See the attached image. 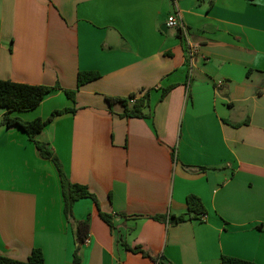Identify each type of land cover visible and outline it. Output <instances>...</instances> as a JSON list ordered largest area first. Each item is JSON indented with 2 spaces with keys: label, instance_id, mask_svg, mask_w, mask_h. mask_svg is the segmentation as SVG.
<instances>
[{
  "label": "crops",
  "instance_id": "0c3cea01",
  "mask_svg": "<svg viewBox=\"0 0 264 264\" xmlns=\"http://www.w3.org/2000/svg\"><path fill=\"white\" fill-rule=\"evenodd\" d=\"M173 15L192 57L181 28L167 26ZM79 72L101 76L77 89ZM0 80L60 86L12 118L76 109L35 139L113 217L112 229L91 199L75 203V219H90L81 264H156L126 246L165 264H264V0H0ZM65 90H77L75 102ZM148 91L144 118L106 100L132 107ZM6 115L0 254L26 261L41 249L45 264H74L56 167L21 128L2 125ZM189 195L204 221L154 219L188 213Z\"/></svg>",
  "mask_w": 264,
  "mask_h": 264
},
{
  "label": "trees",
  "instance_id": "16d2710c",
  "mask_svg": "<svg viewBox=\"0 0 264 264\" xmlns=\"http://www.w3.org/2000/svg\"><path fill=\"white\" fill-rule=\"evenodd\" d=\"M100 76L101 75L98 72H79L77 76V89L87 83L98 80ZM54 89H60V86H33L9 80H0V110L7 111V115L2 125H14L21 128L28 135L29 139L35 144L39 155L45 160L52 161L55 165L60 178L64 202V215L68 222L72 225L74 235L77 240V247L74 252V264H81L80 246L84 244L87 239H89L90 219H75L73 213V207L75 203L82 199H91L97 208L100 218L112 229L114 228L113 217L110 214L101 211L98 198L90 192L87 186L73 183L69 179L59 157L55 154L50 145L39 142L35 139V137L40 134L55 117L65 113H75L76 109L65 108L62 110H55L47 119L38 118L33 121H23L20 118H12L9 115L13 112L31 111L36 109ZM64 92L72 102H75L77 90H65ZM168 92V89L163 90L160 100H162ZM106 100L110 106H113L116 103L123 104L125 111L122 117L124 118H144L146 117L144 111L150 105V94L148 91L142 97L137 98L132 107L129 106L128 100L126 98L107 97ZM199 170L204 171L206 168H200ZM187 204L189 211L186 214L179 216L170 215L168 217H154V219L158 221L168 220L170 224L178 225L189 220H200L201 215H206V210L198 196L189 195L187 197ZM257 229L263 230L264 227L263 225H259L257 226ZM126 248L134 253H140L144 257L151 258L156 264H165L162 262V256L153 257L149 252L143 250L140 247L130 248L129 246H126ZM0 264H45V258L41 249H33L26 261L15 260L0 254ZM221 264L256 263L231 256H223Z\"/></svg>",
  "mask_w": 264,
  "mask_h": 264
},
{
  "label": "built area",
  "instance_id": "2783aa9c",
  "mask_svg": "<svg viewBox=\"0 0 264 264\" xmlns=\"http://www.w3.org/2000/svg\"><path fill=\"white\" fill-rule=\"evenodd\" d=\"M167 26H168L169 28H181V27H182V26H180L179 20H178V18H177L176 15H173V16H170V17H169V19H168V21H167ZM180 32H181V35H182L184 38H186L187 46H188V49H187V50H188L189 55L192 57V56H193V53H194V51H195V49H194V47H192V46L190 45V42L188 41V37H187V33H186V31H185V28H181ZM221 84H222V82L219 83V85H221ZM205 219H206V215H201V216H200V221H204ZM88 240H89V239H87L85 243H87Z\"/></svg>",
  "mask_w": 264,
  "mask_h": 264
},
{
  "label": "water",
  "instance_id": "95a60500",
  "mask_svg": "<svg viewBox=\"0 0 264 264\" xmlns=\"http://www.w3.org/2000/svg\"><path fill=\"white\" fill-rule=\"evenodd\" d=\"M12 128H14L15 126L13 125V126H11Z\"/></svg>",
  "mask_w": 264,
  "mask_h": 264
}]
</instances>
